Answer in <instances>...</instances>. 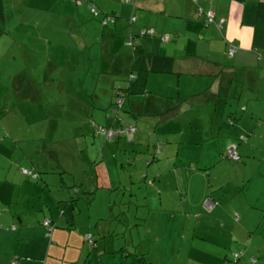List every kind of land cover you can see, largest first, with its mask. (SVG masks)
Masks as SVG:
<instances>
[{
	"label": "crops",
	"instance_id": "1",
	"mask_svg": "<svg viewBox=\"0 0 264 264\" xmlns=\"http://www.w3.org/2000/svg\"><path fill=\"white\" fill-rule=\"evenodd\" d=\"M258 2L264 0H87L85 8L76 5L73 0H63V8L69 7L71 10L67 18L71 19L72 26L65 33L69 39L66 56L58 57L55 69L61 78L62 89L73 97L75 105L80 102L86 104L89 120L83 121L81 127L86 133L95 134L90 123L93 120L108 129L122 128L127 124L135 128L130 138L122 136L110 140L104 137L106 141L116 139L111 146L120 151L127 167L121 179H118L111 174L107 163L98 162L94 166L97 185L111 189L124 188V184H128L125 189L130 191L134 184L143 180L151 190L156 188L159 196L167 197V186L164 184L160 187L162 176L156 175L162 172V163L154 160L166 155L174 163L177 162L179 150L185 144H174L173 137L183 133L185 128H190L191 113L199 106L195 98L204 95L206 91L216 96L224 95L222 93L228 87L222 86L223 81L229 86L237 70L247 72L246 79L253 87L255 83L259 85L260 78L264 81V25L259 24L256 10ZM89 3L94 4L101 15H115V22L102 26L97 18L89 15ZM207 11L214 13L215 22L207 21ZM122 16L130 17V20L134 17V21L123 22ZM6 18L5 14L3 22ZM218 21L221 22L220 27L216 24ZM145 29L153 30L154 34H142ZM129 35L134 38V45L141 50L137 58L128 42ZM206 35L211 37V41H200ZM218 35L221 38L222 54L229 61L225 66L212 63L201 54L206 47L214 46L213 38ZM229 46L235 47L231 55L228 54ZM260 51L262 55L258 54ZM143 71L147 72L142 89L130 93L124 100L117 120H111L114 89L132 86L135 78L129 77ZM224 72L227 73L225 79ZM86 82L90 86L80 88ZM68 84L70 90L66 88ZM103 88L111 89L112 98L106 106L94 102L99 99ZM256 92L253 99L260 98V89L257 88ZM220 101L224 102L217 98V103ZM96 108L97 111L94 110ZM263 112L255 111L248 122L253 124V116H258L259 120ZM236 115L244 118L242 113ZM225 123L232 132L240 128L236 119L232 118L230 123ZM223 124V121L219 122L218 127ZM262 124L260 119L257 124L245 126L247 131L252 128L251 139L255 138L254 128ZM215 127L216 123L212 121L211 129ZM3 128V121L0 120V135ZM239 140L244 142L245 136L242 135ZM107 143L103 144L102 149ZM165 146L167 153L162 152ZM254 147L253 144L239 147L232 137L223 143V157L234 162L233 170L237 176L240 175L239 169L248 165L247 159L252 156L249 151ZM230 149L235 150L237 159L229 156ZM217 162L222 161L217 158ZM200 163L203 167L201 172L207 171L203 175L206 191L207 181L211 182V186L219 185L220 190L225 183L232 181L217 180L215 175L209 177L214 164L205 160H200ZM186 164L180 162L171 171L177 181L191 179L189 172L184 174ZM22 167L20 161L14 158V146L3 138L0 141V264H10L16 258L17 264H142V261H147L142 257L144 252H129L124 244H117L109 238L100 239L92 230L83 231L76 227L69 206L62 208L55 193L48 196L44 177L40 176L43 183L37 181L39 177L30 178L20 171ZM245 187L231 194V199L229 195L220 192L207 196L202 191L196 203L198 210L190 212L188 216L194 214L196 221L190 225L182 220L180 222L188 229L189 240L184 236L181 241H174L169 254L200 264L261 262L264 257V224H257L254 228L255 223L245 221V217L256 207L251 204ZM163 191L166 195H163ZM34 194L37 195L33 198ZM187 198V193H183L184 202L188 201ZM239 198L242 200L240 206ZM258 198L263 199L261 193ZM209 200L214 203L210 210L205 207ZM45 208L48 215L40 218L39 210ZM181 208L185 212L183 206ZM59 209H63L62 216L59 215ZM207 209L209 212L203 213ZM223 216L228 220L227 227L225 223L219 222ZM43 219L48 221V225L44 224ZM86 233L93 234V246L84 240L83 235ZM180 243L181 248L176 253ZM192 243L199 250V256L191 254Z\"/></svg>",
	"mask_w": 264,
	"mask_h": 264
},
{
	"label": "rangeland",
	"instance_id": "2",
	"mask_svg": "<svg viewBox=\"0 0 264 264\" xmlns=\"http://www.w3.org/2000/svg\"><path fill=\"white\" fill-rule=\"evenodd\" d=\"M3 5L7 18L4 22L0 20V32H3L0 33V111H5L1 118L4 126L1 135L12 143L14 158L22 166L44 177L48 196L55 193L62 208L69 206L76 227L83 231L92 230L100 239L109 238L117 244H124L129 252H144L142 257L147 261H142V264H200L193 260L188 262L178 259L179 256H171L173 254L169 252L172 251L174 241H181L184 236L189 240L188 229L180 222L182 220L190 225L196 221L194 214L188 216L190 212L198 210L196 203L202 191L207 196L220 192L229 195L231 199L237 190L246 186L249 200L256 207L245 217V221L255 223L254 228L257 224H264V112L260 118L262 126L254 128V139L250 138L252 128L250 131L245 130L246 125L252 126L260 121L254 115L253 124H250L249 117L255 111H264L262 78L259 79V85L255 83L253 87L246 79L247 72L237 70L229 86L223 81L222 86L228 87L222 93L224 95L216 96L206 91L204 95L195 98L199 106L191 113L190 128H185L183 133L173 137L174 144H185L179 150L177 162L174 163L166 155L154 160L162 163V172L156 175L161 174L159 186H167L166 192L168 190L169 193L166 195L163 191L167 197L159 196V191L148 188L143 180L134 184L130 191L125 189L128 184H124V188H106L96 183L95 164L101 161L107 163L111 174L121 179L127 163L120 151L111 146L116 139L106 141L104 136L84 131L81 125L83 121L89 120L86 104L80 102L75 105L73 97L62 89L61 78L55 69L58 57L64 58L69 46L65 33L72 26L71 19L67 18L71 13L70 8H63V0H3ZM129 18L122 16L121 21L130 22ZM193 39L199 41L197 37ZM220 39L219 35L213 38L214 46L206 47L201 54L206 60L225 66L229 61L222 54ZM200 41L210 42L211 37L206 35ZM258 54L262 55V51ZM226 76L224 72L223 78ZM77 79L80 82L79 77ZM89 86L86 82L80 88L86 89ZM66 88L70 90L69 84ZM257 88L260 89V98L253 99L257 95ZM101 92L99 99L94 102L106 106L112 98L111 89L103 88ZM217 98L224 102L217 103ZM236 113L244 114V118H239ZM110 115L111 120H117L114 114ZM232 118L237 120L240 127L234 129V132L225 123H230ZM212 121L216 123L214 130L211 129ZM222 121L223 126L218 127ZM242 135L245 136L244 142L239 140ZM229 137L239 147L243 144L255 146L249 151L252 156L247 159L248 165L239 169V176L233 170L234 162L225 159V151H221ZM105 142L108 143L102 149ZM214 143L217 145L212 146ZM162 152H168L166 146ZM217 158L222 162H217ZM200 160L214 164L209 177L215 175L217 180L232 181L225 183L222 190L218 188L219 185L211 186V182L207 181L206 191L203 175L207 171L201 172L203 167L199 165ZM180 162L187 163L184 174L189 172L191 179L177 181L176 175L171 174ZM41 177L37 181L42 182ZM241 180H244L243 183ZM183 193L189 196L186 202L183 201ZM259 193L262 200L258 198ZM35 195H32L33 198ZM209 199L212 200L211 197ZM240 205L241 198L238 199ZM62 210L59 209L60 216ZM207 212L208 209L203 213ZM43 215H48L46 208L39 210L38 216L42 218ZM219 222L228 226L225 216L220 217ZM195 233L199 232L196 230ZM179 247L181 243L176 253ZM198 251L192 243L191 254L199 256ZM225 264L230 262L225 261ZM258 264H264V257Z\"/></svg>",
	"mask_w": 264,
	"mask_h": 264
},
{
	"label": "trees",
	"instance_id": "3",
	"mask_svg": "<svg viewBox=\"0 0 264 264\" xmlns=\"http://www.w3.org/2000/svg\"><path fill=\"white\" fill-rule=\"evenodd\" d=\"M73 1L78 6H84L85 7V5L87 4L85 0H73ZM256 10H257V15H258V20L260 21L259 24L260 25H264V2H258ZM87 11H88L89 15H91L94 18H97L102 26H107V25H109L111 23H114L115 20H116V16L115 15H112V14H109V13L101 15L100 11L92 3H89L87 5ZM106 16H110V17L113 16V17H115V19L113 21H109L106 24H104V21L107 18ZM4 17H5V13H4L3 0H0V20H3ZM212 22H215V21H212ZM254 36L256 37V30L254 31ZM132 42H133L132 43V48H133V51H134V56H135V58H137L141 54L140 53L141 50L138 48V46L134 45V38H132ZM166 69L168 70L169 67L166 66ZM146 72L147 71H143L142 73H138L135 76H130L129 77L130 79H132L133 77L135 78L134 81L132 80L133 83L130 80V82L132 83V86L130 85L128 88H116V89H114V91H113L114 101H115L116 97H122L125 100L126 97L130 93L140 91L142 89V87H143V84L145 83ZM124 100L122 102V105L124 103ZM122 105L120 107V110L122 108ZM119 113H120V111H118V110H117V112H112V114H114L116 118H118ZM4 114H5V111L4 112L0 111V120L4 116ZM90 123H91V126H92L94 132L96 131V127H103V126L97 125L93 120H90ZM125 126H131V124H127ZM104 128H106V127H104ZM106 129H108V128H106ZM95 134H97V133H95ZM98 135L104 136L105 134H98ZM1 136L2 135H0V141L3 139V136L2 137ZM122 136L123 137H127L126 132H121V133L117 134L116 136L112 137L111 139H113L115 137H122ZM24 170L25 171L27 170V171L24 172ZM20 171L24 175H26V176H28L30 178H33V179H36L37 177H40V176H38L37 172H35L34 170H31V169H27L25 167H22L20 169ZM206 204H207V206L205 205V207L208 208L209 210L214 206V203L212 201H210V200L207 201ZM208 204H210V205H208ZM208 206H210V207H208ZM92 236H93V234H91V233H86V234L83 235L84 240L86 242H89L91 244V246H93V244L95 242L94 238ZM89 238H90V241H89ZM17 262H18V258L12 259L10 264H17Z\"/></svg>",
	"mask_w": 264,
	"mask_h": 264
},
{
	"label": "built area",
	"instance_id": "4",
	"mask_svg": "<svg viewBox=\"0 0 264 264\" xmlns=\"http://www.w3.org/2000/svg\"><path fill=\"white\" fill-rule=\"evenodd\" d=\"M106 17L107 18L105 19L104 24H106L109 21H113V19H114L113 17H110V16H106ZM205 17H206L207 21H209V22L214 21V13L212 11L205 12ZM216 24L218 27L221 26L220 21H218ZM153 32L154 31L150 30V29L142 31L143 34H153ZM234 51H235L234 46L228 47V54L229 55H231ZM122 102H123V98L117 97L116 102H115L116 107L113 109L114 112H117V110L122 105ZM134 130H135V128L132 125L131 126H125L122 128H117V129H106L104 127H96V133L97 134H105L104 136H106L107 139H110V138L116 136L117 134H119L121 132H126L127 137L130 138L132 136ZM229 156L233 159H237V157H238L234 149L229 150ZM26 171L24 170V172H26ZM208 205H210V204H208ZM206 206H207V204H206ZM208 207H210V206H208ZM44 224L48 225V221H45ZM89 241H90V238H89Z\"/></svg>",
	"mask_w": 264,
	"mask_h": 264
},
{
	"label": "clouds",
	"instance_id": "5",
	"mask_svg": "<svg viewBox=\"0 0 264 264\" xmlns=\"http://www.w3.org/2000/svg\"><path fill=\"white\" fill-rule=\"evenodd\" d=\"M112 17H113V16H112ZM113 18L115 19V17H113ZM114 19H113V20H114ZM133 21H134V17H132V19L130 20V22H133ZM145 30H147V29H145ZM143 31H144V30H143ZM141 33H142V32H141ZM142 34H143V33H142ZM153 34H154V32H153ZM128 42H129V44L132 46V43H133V42H132V38H131V37H130V39H129ZM116 99H117V97H116ZM116 99H115V101L113 102V105H112V108H111L112 111H113L114 107H116V103H115V102H116ZM123 100H124V99H123ZM120 107H121V106H120ZM118 111H120V108L118 109ZM113 112H114V111H113ZM104 137H106V136H104ZM110 139H111V138H110Z\"/></svg>",
	"mask_w": 264,
	"mask_h": 264
}]
</instances>
